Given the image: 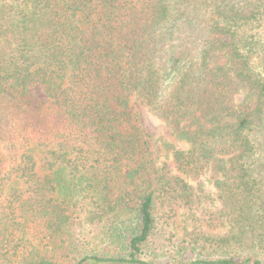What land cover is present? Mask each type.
Segmentation results:
<instances>
[{"label": "trees", "instance_id": "1", "mask_svg": "<svg viewBox=\"0 0 264 264\" xmlns=\"http://www.w3.org/2000/svg\"><path fill=\"white\" fill-rule=\"evenodd\" d=\"M0 264H264V0H1Z\"/></svg>", "mask_w": 264, "mask_h": 264}, {"label": "rangeland", "instance_id": "2", "mask_svg": "<svg viewBox=\"0 0 264 264\" xmlns=\"http://www.w3.org/2000/svg\"><path fill=\"white\" fill-rule=\"evenodd\" d=\"M1 1V0H0ZM28 92L32 94L34 98L38 101L44 102L43 109L47 105V94L44 88L41 85L33 84L28 88ZM241 97H243L241 95ZM240 97V98H241ZM130 109L135 112L138 118L141 121L142 127L147 133L152 136L151 142L156 147V156L158 159L159 166H162L165 163V170H169L170 173L175 174L176 169L170 157H166L163 154V151L160 148V140H157L158 137H164L168 141L172 142L174 146L178 149H185L186 144L180 143L172 135L171 130L168 129L160 120L152 116L146 108L140 104L134 97L130 100ZM162 164V165H161ZM163 167V166H162ZM191 184L194 188V204L192 207L187 208L180 212L178 217L179 228L177 230L186 229L188 226L189 231H206L207 233H218L224 234L229 230V222H227L225 213L222 211V206L220 201L217 198L215 193V188L212 181L209 179L208 173H204L201 177L195 181H191ZM209 214H214L217 218V227L216 229H207L203 226L202 219L207 217ZM219 219V222H218ZM214 231V232H211Z\"/></svg>", "mask_w": 264, "mask_h": 264}]
</instances>
